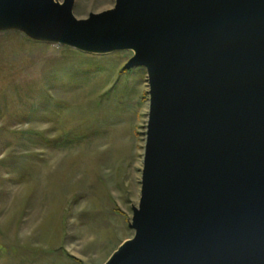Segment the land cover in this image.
I'll return each mask as SVG.
<instances>
[{
  "label": "water",
  "instance_id": "obj_1",
  "mask_svg": "<svg viewBox=\"0 0 264 264\" xmlns=\"http://www.w3.org/2000/svg\"><path fill=\"white\" fill-rule=\"evenodd\" d=\"M0 0V27L134 50L149 114L132 239L105 264H264V0Z\"/></svg>",
  "mask_w": 264,
  "mask_h": 264
},
{
  "label": "rangeland",
  "instance_id": "obj_2",
  "mask_svg": "<svg viewBox=\"0 0 264 264\" xmlns=\"http://www.w3.org/2000/svg\"><path fill=\"white\" fill-rule=\"evenodd\" d=\"M115 1L74 0L72 15ZM134 53L0 27V264H105L134 236L149 114Z\"/></svg>",
  "mask_w": 264,
  "mask_h": 264
},
{
  "label": "bare ground",
  "instance_id": "obj_3",
  "mask_svg": "<svg viewBox=\"0 0 264 264\" xmlns=\"http://www.w3.org/2000/svg\"><path fill=\"white\" fill-rule=\"evenodd\" d=\"M132 51H134V50H132ZM134 52H135V51H134ZM135 54H136V52L134 53V55H135ZM134 55H133V56H134Z\"/></svg>",
  "mask_w": 264,
  "mask_h": 264
}]
</instances>
